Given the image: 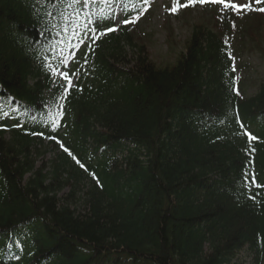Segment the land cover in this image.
<instances>
[{"label": "trees", "instance_id": "trees-1", "mask_svg": "<svg viewBox=\"0 0 264 264\" xmlns=\"http://www.w3.org/2000/svg\"><path fill=\"white\" fill-rule=\"evenodd\" d=\"M117 2L145 7L0 0V264H264V81L240 93L210 28L165 67L127 29L93 43ZM77 48L99 86L63 121L52 69Z\"/></svg>", "mask_w": 264, "mask_h": 264}, {"label": "rangeland", "instance_id": "rangeland-1", "mask_svg": "<svg viewBox=\"0 0 264 264\" xmlns=\"http://www.w3.org/2000/svg\"><path fill=\"white\" fill-rule=\"evenodd\" d=\"M179 2L185 4L187 0ZM234 2L241 4L248 3L249 0ZM173 3L174 0H153L136 23L129 24L122 23L126 19L120 3L110 5V10L114 13L117 31L128 28L137 43L146 46L150 59L159 67L169 66L177 61L186 50L187 42L196 28H210L224 33L231 44L233 69L241 92L246 96L255 94L264 81V12L247 11L237 14L224 10L221 4L197 2L172 13L170 9ZM255 7H264V4ZM65 59L67 62L57 71L55 77H62L60 73L67 72L72 79L73 86L69 87L63 77L61 78V83L68 92L63 101L62 117L69 120L79 107L86 106L93 100L99 86L100 74L95 62L80 50ZM62 152V145L59 148L51 146L38 159L37 165H52ZM88 186L89 179L85 178L82 188L85 190ZM69 191L67 188L61 195Z\"/></svg>", "mask_w": 264, "mask_h": 264}, {"label": "snow or ice", "instance_id": "snow-or-ice-1", "mask_svg": "<svg viewBox=\"0 0 264 264\" xmlns=\"http://www.w3.org/2000/svg\"><path fill=\"white\" fill-rule=\"evenodd\" d=\"M87 3V0H73V3ZM201 3V4H204V3H216V4H221L223 5V9L224 10H231L233 12H236L237 14H242L243 12H247V11H259V12H264V7H255V5H261V4H264V0H249L248 3H241V4H238L236 2H234V0H187V3L185 4H181L179 2V0H174V3H173V7L170 9V11L172 13H176L179 8L181 7H188L190 5H194L195 3ZM141 3L143 5H145V7H143L139 12L138 14L131 18V19H126L124 21H122V23H125V24H129V23H136V21L139 19V17L141 15H143V13L145 11H147V6L150 4V0H141ZM87 27V26H85ZM116 29L113 27V28H108V29H105L103 32H99L97 33V29L96 28H91L90 31L91 33L93 34L92 35V41L93 43H95V40L96 39H99L100 36H103L105 34H107V32H111V31H115ZM73 35L78 39L80 40V37L78 35V33H73ZM88 33L86 32L85 33V36H87ZM80 42L82 43L83 40H80ZM60 43H63V41H60ZM72 47H79V44H75V45H72ZM89 47H91V45H89ZM62 63H66V59L64 61H61ZM87 61H85L86 63ZM49 67L51 68V65H49ZM53 73L55 74V72L58 71V69H52ZM60 75L63 77V79L67 82V85L69 87H72L73 84H72V79L68 76V73L67 72H61ZM67 93V88L64 89V95L61 96V99L65 98V95ZM61 108L63 107L62 105L60 106ZM62 114V113H60ZM63 147V146H62ZM66 152L68 151L67 148L64 149ZM71 155V153H69ZM81 167H83V165H81ZM255 178H253V182H254ZM254 199V197H253Z\"/></svg>", "mask_w": 264, "mask_h": 264}]
</instances>
